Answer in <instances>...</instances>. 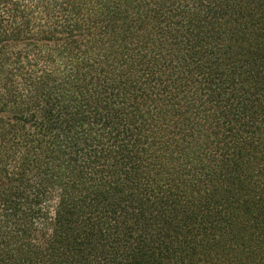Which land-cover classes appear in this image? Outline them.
<instances>
[{"label":"trees","instance_id":"obj_1","mask_svg":"<svg viewBox=\"0 0 264 264\" xmlns=\"http://www.w3.org/2000/svg\"><path fill=\"white\" fill-rule=\"evenodd\" d=\"M0 264H264V0H0Z\"/></svg>","mask_w":264,"mask_h":264}]
</instances>
